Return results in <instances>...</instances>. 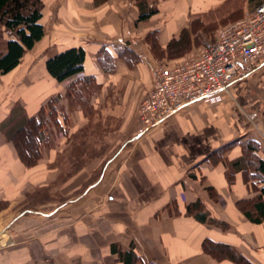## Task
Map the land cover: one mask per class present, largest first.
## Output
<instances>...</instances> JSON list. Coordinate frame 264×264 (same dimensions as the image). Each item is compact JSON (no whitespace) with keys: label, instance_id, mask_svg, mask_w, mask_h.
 <instances>
[{"label":"crops","instance_id":"0c3cea01","mask_svg":"<svg viewBox=\"0 0 264 264\" xmlns=\"http://www.w3.org/2000/svg\"><path fill=\"white\" fill-rule=\"evenodd\" d=\"M41 1L43 36L0 73V264H239L207 240L264 264V219L245 214L262 183L231 165L247 140L264 161V63L221 102L188 105L137 133L154 67L184 58H168V42L198 27L196 16L225 6L228 20L264 0ZM0 32L4 52L1 23ZM70 47L83 48V69L56 81L45 62ZM54 96L59 128L49 124V144L27 166L9 136L41 109L48 117ZM61 158L79 163L62 170Z\"/></svg>","mask_w":264,"mask_h":264},{"label":"trees","instance_id":"16d2710c","mask_svg":"<svg viewBox=\"0 0 264 264\" xmlns=\"http://www.w3.org/2000/svg\"><path fill=\"white\" fill-rule=\"evenodd\" d=\"M154 12V9L146 12L141 11L139 19H146ZM210 13L208 11L194 17L193 21H198L199 26L196 28L193 26L191 31L183 29L177 37H173L167 44L166 53L170 57L184 55L190 47L192 32L196 33V30L205 31L207 26L215 27L220 20L225 21L222 23L224 25L242 17H233L228 19V21L222 15L210 20L206 17ZM41 16V0H0V22L8 34L6 49L4 52L0 51L1 74L17 66L24 52L32 48L34 43L43 36L44 30L40 23ZM208 43L206 44L209 45ZM84 56L85 52L82 47H70L48 57L45 67L51 77L56 81H62L83 69ZM97 59L105 70H111L109 61L111 58L104 49L99 52ZM70 89L69 87L67 94H70ZM58 99V96H54L49 100L50 112L48 117L45 115L44 109H41L37 117L26 119L9 136L20 158L27 166L36 164L40 158V146H47L49 144V124L53 123L56 129L59 128L57 109L55 107ZM61 115L64 120L67 119L65 114L61 113ZM257 150V143L247 140L243 143V156L231 163L233 168L240 169L246 167L254 169L256 176L262 183L259 188V195L253 204L252 212L246 211L245 213L248 219L253 222H260L264 219V161L257 156ZM205 249H215L218 257H228L239 264H251L244 256L227 244H213L212 241L207 240Z\"/></svg>","mask_w":264,"mask_h":264},{"label":"built area","instance_id":"2783aa9c","mask_svg":"<svg viewBox=\"0 0 264 264\" xmlns=\"http://www.w3.org/2000/svg\"><path fill=\"white\" fill-rule=\"evenodd\" d=\"M264 63V1L219 26L212 43L172 64L154 67V82L138 105L137 133L145 134L176 111L219 103L232 81Z\"/></svg>","mask_w":264,"mask_h":264},{"label":"rangeland","instance_id":"374dc122","mask_svg":"<svg viewBox=\"0 0 264 264\" xmlns=\"http://www.w3.org/2000/svg\"><path fill=\"white\" fill-rule=\"evenodd\" d=\"M233 4H235V3L233 2ZM151 7H152V9H154V5L151 6ZM224 7L218 8L216 11L215 10L209 11V13L210 12L211 13H210V15L206 16L207 19L212 20V19H214L216 17H219V16L224 15L225 12L227 11V7H225V8ZM218 27H219V25H216L215 27L207 26L205 28V31H197L196 30V33L195 32L194 33L192 32L191 33V38H190L191 39L190 40V47H189V49H187L188 51L183 56L184 57H187V56L195 53L202 46H206L207 45L206 43L214 41L216 29ZM195 28H196V26H195ZM148 40H149V38H148ZM208 44H210V43H208ZM152 50H153V54L155 55V57L157 59H159V61H162L161 59L164 57V52L162 50H160L159 48H155V47H153ZM167 56H168V58H171L172 59V57H170L169 55H167ZM160 64H162V63H158L157 65H160ZM256 82H257L256 80H253V84L256 83ZM262 118L264 120V106H263V109H262ZM50 130L51 129H49V134H50ZM102 134L103 133H102L101 129H97V130L94 129L93 131L91 130V133H90V135H102ZM88 146H90V145H88ZM91 146L93 147V145H91ZM98 146H100V145H98ZM103 146H105V144H103L102 147ZM77 147L78 146L76 145V148ZM92 152L95 153V149H93ZM67 162L68 161L65 160V159H63V158H61L59 160L60 167H61L62 170H65V169L70 168V167L77 166V164L79 163L78 161H72V163H73V165H72V163L70 161L69 162L71 164L70 163H67ZM74 163H76V165H74Z\"/></svg>","mask_w":264,"mask_h":264}]
</instances>
